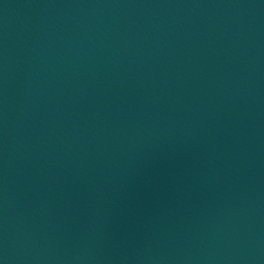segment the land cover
I'll use <instances>...</instances> for the list:
<instances>
[{"label":"water","instance_id":"obj_1","mask_svg":"<svg viewBox=\"0 0 264 264\" xmlns=\"http://www.w3.org/2000/svg\"><path fill=\"white\" fill-rule=\"evenodd\" d=\"M0 264H264V0H0Z\"/></svg>","mask_w":264,"mask_h":264}]
</instances>
